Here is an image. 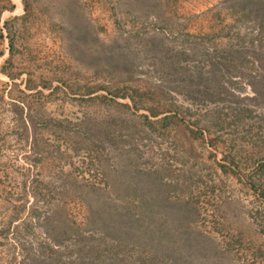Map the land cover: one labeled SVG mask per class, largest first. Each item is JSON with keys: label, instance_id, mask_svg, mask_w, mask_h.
<instances>
[{"label": "rangeland", "instance_id": "rangeland-1", "mask_svg": "<svg viewBox=\"0 0 264 264\" xmlns=\"http://www.w3.org/2000/svg\"><path fill=\"white\" fill-rule=\"evenodd\" d=\"M9 1L0 264H264V6Z\"/></svg>", "mask_w": 264, "mask_h": 264}, {"label": "trees", "instance_id": "trees-1", "mask_svg": "<svg viewBox=\"0 0 264 264\" xmlns=\"http://www.w3.org/2000/svg\"><path fill=\"white\" fill-rule=\"evenodd\" d=\"M7 1L9 3L7 8L12 9V5L10 4V1L9 0H7ZM240 1L242 2V4H243V2L246 3V0H240ZM253 4H254V10H257V9L261 8L262 6H264V0H262V1L261 0H254ZM11 44H12V42H11Z\"/></svg>", "mask_w": 264, "mask_h": 264}]
</instances>
